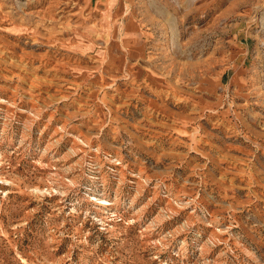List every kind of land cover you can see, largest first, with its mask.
Returning <instances> with one entry per match:
<instances>
[{"label": "rangeland", "instance_id": "rangeland-1", "mask_svg": "<svg viewBox=\"0 0 264 264\" xmlns=\"http://www.w3.org/2000/svg\"><path fill=\"white\" fill-rule=\"evenodd\" d=\"M0 264H264V0H0Z\"/></svg>", "mask_w": 264, "mask_h": 264}]
</instances>
